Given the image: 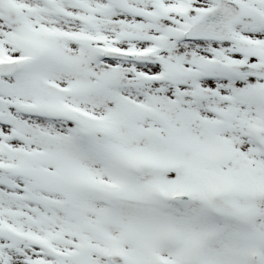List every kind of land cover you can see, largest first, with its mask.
<instances>
[{
	"label": "snow or ice",
	"instance_id": "6c2138e0",
	"mask_svg": "<svg viewBox=\"0 0 264 264\" xmlns=\"http://www.w3.org/2000/svg\"><path fill=\"white\" fill-rule=\"evenodd\" d=\"M0 264H264V0H0Z\"/></svg>",
	"mask_w": 264,
	"mask_h": 264
}]
</instances>
